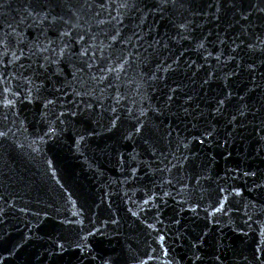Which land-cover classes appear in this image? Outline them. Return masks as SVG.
<instances>
[{"label": "water", "instance_id": "95a60500", "mask_svg": "<svg viewBox=\"0 0 264 264\" xmlns=\"http://www.w3.org/2000/svg\"><path fill=\"white\" fill-rule=\"evenodd\" d=\"M0 264H264V0H0Z\"/></svg>", "mask_w": 264, "mask_h": 264}]
</instances>
